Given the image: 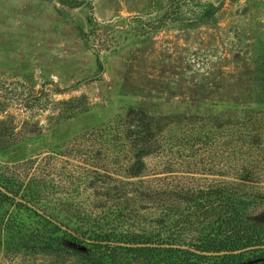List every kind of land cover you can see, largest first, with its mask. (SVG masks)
Wrapping results in <instances>:
<instances>
[{
    "label": "rangeland",
    "instance_id": "obj_1",
    "mask_svg": "<svg viewBox=\"0 0 264 264\" xmlns=\"http://www.w3.org/2000/svg\"><path fill=\"white\" fill-rule=\"evenodd\" d=\"M258 61L264 0H0V175L38 213L74 195L96 200L83 130L130 108L232 119L264 111ZM10 208L20 234L47 231L32 210ZM3 236L0 264H71Z\"/></svg>",
    "mask_w": 264,
    "mask_h": 264
},
{
    "label": "trees",
    "instance_id": "obj_2",
    "mask_svg": "<svg viewBox=\"0 0 264 264\" xmlns=\"http://www.w3.org/2000/svg\"><path fill=\"white\" fill-rule=\"evenodd\" d=\"M80 138L96 200L74 195L38 213L0 175V240L51 247L71 264H264V111L232 119L130 108ZM18 206L47 231L20 234Z\"/></svg>",
    "mask_w": 264,
    "mask_h": 264
},
{
    "label": "water",
    "instance_id": "obj_3",
    "mask_svg": "<svg viewBox=\"0 0 264 264\" xmlns=\"http://www.w3.org/2000/svg\"><path fill=\"white\" fill-rule=\"evenodd\" d=\"M102 61V60H101ZM102 65H103V61H102Z\"/></svg>",
    "mask_w": 264,
    "mask_h": 264
}]
</instances>
